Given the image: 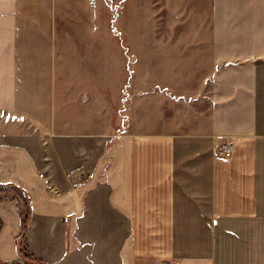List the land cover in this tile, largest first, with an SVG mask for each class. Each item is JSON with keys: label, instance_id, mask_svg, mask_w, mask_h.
<instances>
[{"label": "crops", "instance_id": "obj_1", "mask_svg": "<svg viewBox=\"0 0 264 264\" xmlns=\"http://www.w3.org/2000/svg\"><path fill=\"white\" fill-rule=\"evenodd\" d=\"M227 3L252 26L212 39L206 128L107 136L57 122L55 0H0V264H22L25 203L30 264H217L219 231H255L252 218L264 217V0Z\"/></svg>", "mask_w": 264, "mask_h": 264}, {"label": "rangeland", "instance_id": "obj_2", "mask_svg": "<svg viewBox=\"0 0 264 264\" xmlns=\"http://www.w3.org/2000/svg\"><path fill=\"white\" fill-rule=\"evenodd\" d=\"M227 1L55 0L59 125L107 136L206 128L212 39L252 26L241 19L242 8L239 17L227 13ZM230 63L246 62L232 57ZM256 108L264 115V101ZM252 219L255 231L239 238L217 233V264H264V217Z\"/></svg>", "mask_w": 264, "mask_h": 264}, {"label": "trees", "instance_id": "obj_3", "mask_svg": "<svg viewBox=\"0 0 264 264\" xmlns=\"http://www.w3.org/2000/svg\"><path fill=\"white\" fill-rule=\"evenodd\" d=\"M27 203H25V208L21 211V230L20 235L17 239V251L18 257H20L26 264H30V260L28 261L29 253L26 248L25 243V232L28 227V216H27Z\"/></svg>", "mask_w": 264, "mask_h": 264}, {"label": "built area", "instance_id": "obj_4", "mask_svg": "<svg viewBox=\"0 0 264 264\" xmlns=\"http://www.w3.org/2000/svg\"><path fill=\"white\" fill-rule=\"evenodd\" d=\"M232 151V145L231 143H226L222 146L221 152L225 155H229Z\"/></svg>", "mask_w": 264, "mask_h": 264}, {"label": "water", "instance_id": "obj_5", "mask_svg": "<svg viewBox=\"0 0 264 264\" xmlns=\"http://www.w3.org/2000/svg\"><path fill=\"white\" fill-rule=\"evenodd\" d=\"M15 260L22 262V264H26L25 262L22 261V259L20 257L15 258ZM10 263H11V261H9L7 264H10Z\"/></svg>", "mask_w": 264, "mask_h": 264}]
</instances>
